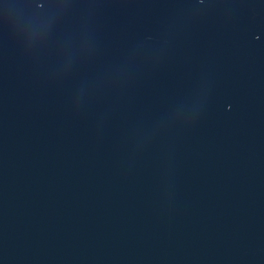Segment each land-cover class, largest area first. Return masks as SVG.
Returning a JSON list of instances; mask_svg holds the SVG:
<instances>
[{
    "label": "water",
    "instance_id": "obj_1",
    "mask_svg": "<svg viewBox=\"0 0 264 264\" xmlns=\"http://www.w3.org/2000/svg\"><path fill=\"white\" fill-rule=\"evenodd\" d=\"M0 264H264V0H0Z\"/></svg>",
    "mask_w": 264,
    "mask_h": 264
}]
</instances>
